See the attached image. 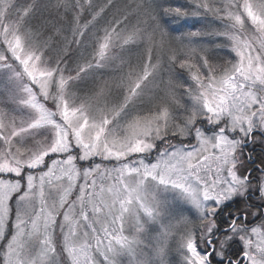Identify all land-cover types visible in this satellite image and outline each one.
Returning <instances> with one entry per match:
<instances>
[{
	"label": "snow or ice",
	"instance_id": "6c2138e0",
	"mask_svg": "<svg viewBox=\"0 0 264 264\" xmlns=\"http://www.w3.org/2000/svg\"><path fill=\"white\" fill-rule=\"evenodd\" d=\"M256 144L264 0H0V264H264Z\"/></svg>",
	"mask_w": 264,
	"mask_h": 264
},
{
	"label": "rangeland",
	"instance_id": "374dc122",
	"mask_svg": "<svg viewBox=\"0 0 264 264\" xmlns=\"http://www.w3.org/2000/svg\"><path fill=\"white\" fill-rule=\"evenodd\" d=\"M209 21H208V29L209 28H213V27H220V25L218 26L217 24L219 23V21H216L215 19H213L212 17H208ZM207 29V28H206ZM205 42H210V41H205ZM228 49V48H227ZM230 51V49H228ZM216 56L218 55V48L214 50ZM251 149H255V148H260L261 146L259 144L256 145H248L246 148V151H251ZM261 150L264 151V149L261 148ZM252 152V151H251ZM258 154L262 153V152H257ZM152 157H149V159H151ZM259 158V156H258ZM249 167H251L253 169V173H256V169L255 167H253V161L248 162ZM157 195L158 198L161 200V202L165 205V218L166 219H171L174 217H179V216H186L189 219L195 221L199 218V211L198 209L192 204L190 203L180 192L179 190L176 189H172V188H168V189H163V188H159L157 189ZM241 198H237V200H240ZM255 195H253L250 198V201H255ZM257 204H259V201H256ZM230 204H232L233 208L236 207L234 202H230ZM250 219L255 220V217H250ZM158 229V225H150L149 226V234H155L156 231ZM0 255H2V253H0ZM59 257L54 259L53 264H58L59 261ZM160 257H156L155 255H153V260H160ZM164 259V264H176V260H177V254L175 251L169 253L167 255V257L163 258ZM120 264H129V257L127 255H121L120 258Z\"/></svg>",
	"mask_w": 264,
	"mask_h": 264
},
{
	"label": "trees",
	"instance_id": "16d2710c",
	"mask_svg": "<svg viewBox=\"0 0 264 264\" xmlns=\"http://www.w3.org/2000/svg\"><path fill=\"white\" fill-rule=\"evenodd\" d=\"M121 3L124 0H120ZM152 3H164L166 6H179L184 7L187 6V0H152ZM208 17H198V18H186V19H179L176 17H168L165 16L162 18L161 23L169 30L170 33L173 35L179 34L180 32L187 31L189 29H196V28H207L208 29ZM218 26L220 23L217 24ZM232 54L227 48H218V55L219 59L224 58H231ZM181 80L185 83H188L186 75L185 76H178Z\"/></svg>",
	"mask_w": 264,
	"mask_h": 264
},
{
	"label": "flooded vegetation",
	"instance_id": "af4514ba",
	"mask_svg": "<svg viewBox=\"0 0 264 264\" xmlns=\"http://www.w3.org/2000/svg\"><path fill=\"white\" fill-rule=\"evenodd\" d=\"M250 148V147H249ZM250 150L253 152V154H254V160H253V167H255V164L256 163H259V158H258V156H259V154L257 153L258 151L259 152H264L263 150H261V147L258 149V148H255V149H251L250 148Z\"/></svg>",
	"mask_w": 264,
	"mask_h": 264
}]
</instances>
